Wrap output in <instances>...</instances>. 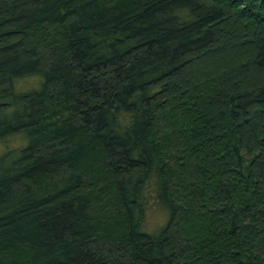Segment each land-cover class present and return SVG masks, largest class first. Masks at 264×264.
Here are the masks:
<instances>
[{
    "label": "trees",
    "instance_id": "obj_1",
    "mask_svg": "<svg viewBox=\"0 0 264 264\" xmlns=\"http://www.w3.org/2000/svg\"><path fill=\"white\" fill-rule=\"evenodd\" d=\"M0 141V264H264V0H0Z\"/></svg>",
    "mask_w": 264,
    "mask_h": 264
},
{
    "label": "rangeland",
    "instance_id": "obj_2",
    "mask_svg": "<svg viewBox=\"0 0 264 264\" xmlns=\"http://www.w3.org/2000/svg\"><path fill=\"white\" fill-rule=\"evenodd\" d=\"M39 81H40L39 78L31 77V78L19 80L17 85L21 89H30L33 87H37L39 85ZM7 143H9L8 146H10V148L14 149L16 147L21 146L24 143V141H22V139L19 137H11L9 139V142ZM8 146L4 144L3 141H0V152L2 153L3 151L7 150L9 148ZM167 219H168V214L160 205L159 206L158 204L150 205V207L148 208V215L146 218L145 227L150 231L156 230L162 225H164Z\"/></svg>",
    "mask_w": 264,
    "mask_h": 264
}]
</instances>
